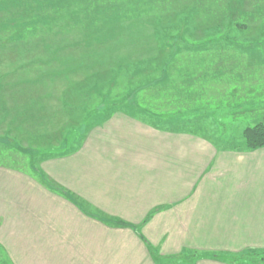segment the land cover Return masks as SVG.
<instances>
[{
    "label": "crops",
    "instance_id": "1",
    "mask_svg": "<svg viewBox=\"0 0 264 264\" xmlns=\"http://www.w3.org/2000/svg\"><path fill=\"white\" fill-rule=\"evenodd\" d=\"M214 40L213 48L198 44L174 58L175 74L163 81L151 60L150 84H167L165 93L124 97L123 110L104 117L81 144L40 160L56 184L92 208L83 205L88 215L55 196L61 209L55 225L41 229L39 244L50 248L53 237L54 257L40 252L37 264H236L234 255L264 251V146L242 141L241 130L256 121L243 112L247 100L239 92L261 81L248 73L264 70L223 64ZM12 97H0V140L15 138L21 147L9 148V140L0 146L2 189L25 200L31 182L47 201V188L26 171L30 126L16 117ZM241 116L249 123L240 124ZM94 209L126 225L98 219Z\"/></svg>",
    "mask_w": 264,
    "mask_h": 264
},
{
    "label": "rangeland",
    "instance_id": "2",
    "mask_svg": "<svg viewBox=\"0 0 264 264\" xmlns=\"http://www.w3.org/2000/svg\"><path fill=\"white\" fill-rule=\"evenodd\" d=\"M236 2L239 4L237 6H235L236 3L233 4L235 10L233 15L234 21H238V26H229V28L222 21V18H219V21L213 20L209 24L200 23L198 24L200 26H195L194 23L192 26L189 25L187 29L183 28L180 33L183 35L181 41L173 42L171 49H157L156 53L152 54L154 58L151 60H154L157 64V71L154 77H157L161 81L165 80L167 76L173 77L175 74L173 67L178 65L173 62L174 58H185L183 51L195 48L198 44L202 47L210 46L213 48V44H216L214 38H217V45L215 47L219 48L217 52L219 56L221 55L223 64L232 65L230 67L232 69L243 70L245 67H251V69L264 70V0H246L245 4H242L243 1L239 2V0ZM7 4L12 6L10 8L14 9L13 6L15 5L12 2H7ZM7 4L4 6L8 7ZM178 21L184 24L190 22L186 18L178 20L172 17L167 20L166 24L172 25L178 23ZM203 24H207L208 26L203 28ZM8 34H2V37L6 36L7 38ZM53 34L55 36L56 33ZM211 38L212 41H210ZM200 40L202 41L198 43ZM14 50V48L13 50L9 48L0 52L3 55H0V97L3 94L5 95L6 91H9L13 95L15 111L21 112V114H16V117L22 118L23 116L24 119H26L25 116L29 115V113H26L27 108L31 110V103L34 102L32 106L34 123L31 122V118L27 120V122L30 121L28 124L30 129L28 128V130L34 136L29 139V143L31 144H28L30 147H28L29 149L25 153L31 156L32 162L29 168L26 166V171L29 172L30 178L36 180V184L37 182H41L49 193H46L47 201H40L42 200L40 196L41 190L33 187L35 185L30 187V182L29 186L24 187L23 193L31 192L29 197L25 200H17L19 199V193L13 189H2L3 184L6 185V183L0 182V239L3 246V248H0V264H37L40 252L47 259H53L54 257L52 255L53 237L52 240L50 239L52 247L46 249L43 244H41V247L39 244L42 241L40 237H44L45 235L41 229L55 225L58 211L61 209L56 203L55 196L61 194L60 196L80 207L88 215L89 213L83 205L87 204L89 209L92 208L91 205L74 194V192L56 184L50 178L49 173H45L40 168V160L43 157L47 160L54 159L58 155H52L53 153L59 154L67 151V149L70 150L77 146V144H81L91 129L101 127L104 117L114 111L123 110L124 97L131 98L136 96L140 98L139 95L143 94H147L148 96L153 88L156 91L159 89L160 95L167 91V84L159 82L158 85L154 84L155 86L150 84L149 88L142 87L147 84L134 88V81L129 78L128 74L133 69L126 71L128 75L121 74V71L125 69L123 68L120 71L118 67H121L122 64H118L119 66L110 67L108 70L107 68L99 70L92 77L91 80L94 84L96 83L100 96L93 95L96 97L92 96L90 98L87 97L90 87L85 88L88 87L86 85L87 82L81 84L78 82L81 76L73 75L70 76V79H62L67 74L63 72V68L66 66L62 67V63L68 57H63L64 55L59 56V53H57L59 57L57 59L56 52L52 55L51 53H45L41 50L36 51L35 48H32L29 49L31 50L30 52H37L38 55L45 57V60L53 56L54 60L57 59L59 62V66L57 62L51 64L50 61H42L43 63H40L38 66L29 64V66H24L20 69L17 64L11 62L13 59L16 61L14 57L17 52ZM24 50L25 48L21 50V54L26 53ZM169 50L171 53L168 52ZM104 53L107 54L106 52ZM48 60H51V58ZM46 62L50 64L46 65ZM151 65L152 63L149 66ZM129 67L133 68L135 64L132 63ZM162 70L165 71L164 74L161 73ZM248 75H251L250 77L252 78L255 75H259L262 78L260 82L257 81L252 87H250L251 83H249L248 89L245 92L239 90V92L245 94L240 96L241 101L247 100V108L244 107L243 112L246 115L251 113L250 117L254 121H264V111H258L259 107H264V73H248ZM256 79L259 80L258 78ZM1 83L4 85H1ZM245 83L243 82L242 87ZM5 84L8 85V89H5ZM170 85L173 87L172 83ZM83 87L87 91L81 93ZM74 92L76 96H73ZM9 96L11 97V95ZM163 100L166 101V99ZM10 104H12L11 100ZM126 109L131 111L130 107H126ZM40 113L42 114L41 116H39ZM241 117L242 119L240 117L237 118L240 124H242V121L245 124L249 123V117ZM54 123L58 126L52 127ZM34 127L47 133V136L41 139V137L35 134L37 129L33 131ZM7 140L11 144L9 148L14 146V148L19 149L20 143L18 140L15 141V138L10 139L9 137H4L0 140V146H5L4 141ZM34 145L42 147H34ZM49 165L53 166L52 163ZM19 190L22 192L23 187L19 186ZM94 210L98 219L104 221L109 219L110 224L121 225L118 221L123 222L119 218H109L105 213L101 214V211ZM123 223L126 224V222Z\"/></svg>",
    "mask_w": 264,
    "mask_h": 264
},
{
    "label": "trees",
    "instance_id": "3",
    "mask_svg": "<svg viewBox=\"0 0 264 264\" xmlns=\"http://www.w3.org/2000/svg\"><path fill=\"white\" fill-rule=\"evenodd\" d=\"M236 1L0 0V14H4L0 15V52L14 48L17 52L14 57L16 61L13 59L14 61L11 62L17 64L20 69L29 64L38 66L43 63L42 61H50L51 64L57 62L59 66L57 53L59 56L68 57L62 63V67L66 66L63 72L67 73L62 79H70L73 75L81 76L78 82L80 84L87 82L88 87L85 88L90 87L87 95L90 98L93 95L100 96L96 83L91 80L92 77L97 71L106 68L108 70L118 64H122L118 67L120 71L125 69L121 74L133 69L128 74L134 81V88L143 84L147 85L142 87L149 88L151 82L149 65L152 54L156 53L157 49H171L173 42L181 41L183 36L180 34L181 30L189 28V25L192 26L194 23L195 26H200L198 24H209L213 20L219 21V18H222L227 27L238 26V21H234L233 15L235 12L233 4L236 3L235 6L239 4ZM241 1L245 4L246 0ZM7 2H12L15 5L14 9L10 8L12 6ZM5 4L8 7H5ZM172 17L178 20L186 18L190 22L184 24L178 21L172 24L173 26L166 24ZM193 20L195 21L192 22ZM207 24H203V28L208 26ZM7 33H9L7 38L2 37V34ZM53 33H56L55 36ZM24 48L26 53L21 54ZM32 48L52 55L56 52L57 59L54 60L52 56L45 60V57L38 55L37 52H30L29 49ZM49 58L51 60H48ZM50 63L46 62V65ZM132 63L135 64L133 68L129 67ZM85 88H82L81 93L87 91ZM73 96H76L75 92ZM142 96L146 97L147 94L140 95ZM33 104L34 102L31 103V110L27 108L26 113L29 115L25 116V120L31 118L32 123H34ZM147 107V105L142 106L141 111L148 113L149 107ZM41 115L40 113L39 116ZM54 126L56 123L52 127ZM36 129L35 134L41 139L47 136V133L36 127L33 131ZM241 138L249 149L264 146V121L259 120L246 125L241 130ZM232 259L236 264H264V251L234 255Z\"/></svg>",
    "mask_w": 264,
    "mask_h": 264
}]
</instances>
